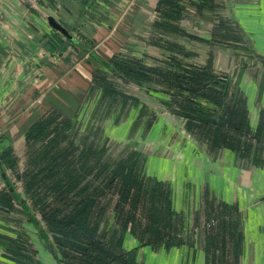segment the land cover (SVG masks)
<instances>
[{
	"label": "crops",
	"instance_id": "0c3cea01",
	"mask_svg": "<svg viewBox=\"0 0 264 264\" xmlns=\"http://www.w3.org/2000/svg\"><path fill=\"white\" fill-rule=\"evenodd\" d=\"M217 1L211 12L182 20L189 37L172 41L190 62L210 65L214 74L227 77L244 103L251 133L258 134V143L250 134L246 157L209 149L184 130L182 120L160 104L161 97L148 96L108 71L109 80L132 91L139 102L127 120L112 105L105 139L121 145L120 155L127 151L126 142L140 144L145 176L166 184L171 208L184 226V244L170 248L140 247L127 236L124 247L137 249L138 264H264V0ZM157 3L44 0L34 6L30 0H0V136L16 145L48 110L75 113L100 66L97 60L124 58L126 44H136L137 56L151 52L159 60L163 52L146 44ZM220 20L231 35L219 28ZM99 96L97 91L92 108ZM139 110H144L141 117ZM4 188L0 176V192ZM211 221L218 234L215 261L206 251ZM56 258L16 204L11 211L0 207V264H59Z\"/></svg>",
	"mask_w": 264,
	"mask_h": 264
},
{
	"label": "trees",
	"instance_id": "16d2710c",
	"mask_svg": "<svg viewBox=\"0 0 264 264\" xmlns=\"http://www.w3.org/2000/svg\"><path fill=\"white\" fill-rule=\"evenodd\" d=\"M217 2L158 0L146 44L163 52L159 60L151 52L138 58L136 44H126L124 58L116 55L108 62L97 60L100 66L93 70L75 113L48 110L23 132L16 145L0 136V176L5 186L0 207L11 211L16 204L29 216L48 235L59 264H138L137 249L124 247L127 236L140 247L184 244V226L171 208L166 184L143 172L140 144L126 142L127 151L117 154L115 161L105 157L109 141L102 143V139L112 105L127 120L139 102L132 91L120 90L109 80L108 71L148 96L161 97L160 104L209 149H230L244 157L249 154V136L257 138L258 134L251 133L247 110L234 96L228 78L214 74L210 65L190 62V55L172 41L189 37L180 25L182 20L211 12ZM219 23L228 35L233 33L223 20ZM97 91L99 100L92 108ZM91 110L92 120L87 121ZM151 125L147 124V130ZM120 146L110 144L115 151ZM216 229L209 228L206 236V241L211 238L206 251L213 261Z\"/></svg>",
	"mask_w": 264,
	"mask_h": 264
},
{
	"label": "rangeland",
	"instance_id": "374dc122",
	"mask_svg": "<svg viewBox=\"0 0 264 264\" xmlns=\"http://www.w3.org/2000/svg\"><path fill=\"white\" fill-rule=\"evenodd\" d=\"M86 129V128H85ZM96 139V136H92V137H90V139L89 140H91L92 142L94 141ZM106 139H105V137H103V139H102V143L105 141ZM112 142L111 141H109V151H108V154H106L105 155V157H108V158H106V159H109L110 161H115L117 158H119V156L117 155L118 153H117V151H115V150H112V148L110 147V144H111ZM117 149H119V147L117 148ZM109 155H112V156H109ZM118 156V157H117Z\"/></svg>",
	"mask_w": 264,
	"mask_h": 264
},
{
	"label": "water",
	"instance_id": "95a60500",
	"mask_svg": "<svg viewBox=\"0 0 264 264\" xmlns=\"http://www.w3.org/2000/svg\"><path fill=\"white\" fill-rule=\"evenodd\" d=\"M48 21H49V24H50L53 28H55L56 30H61V31H62V29L60 28V26H59L58 24H56L52 19H49ZM21 204H22V203H21ZM35 224H36V223H35ZM36 226H37L38 230L41 232L42 236L45 238V240H47V243H49V239H48L46 233H45L42 229H40V228L38 227L37 224H36ZM49 246H50V245H49ZM50 248H51V247H50ZM56 260H57V258H56ZM57 261H58V260H57Z\"/></svg>",
	"mask_w": 264,
	"mask_h": 264
},
{
	"label": "built area",
	"instance_id": "2783aa9c",
	"mask_svg": "<svg viewBox=\"0 0 264 264\" xmlns=\"http://www.w3.org/2000/svg\"><path fill=\"white\" fill-rule=\"evenodd\" d=\"M42 1L44 0H30L31 4H33L34 6L39 5L40 3H42ZM208 227H215V222L211 221Z\"/></svg>",
	"mask_w": 264,
	"mask_h": 264
}]
</instances>
